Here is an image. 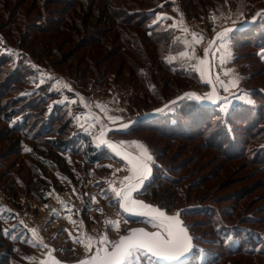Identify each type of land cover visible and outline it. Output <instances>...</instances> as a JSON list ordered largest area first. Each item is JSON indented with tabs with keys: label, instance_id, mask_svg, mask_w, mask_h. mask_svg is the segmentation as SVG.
<instances>
[{
	"label": "trees",
	"instance_id": "16d2710c",
	"mask_svg": "<svg viewBox=\"0 0 264 264\" xmlns=\"http://www.w3.org/2000/svg\"><path fill=\"white\" fill-rule=\"evenodd\" d=\"M216 1L220 0H0V147L7 148L0 152V170L4 169L0 189L6 198L19 208L27 200L21 196L19 179L10 180L13 166L6 168V162L12 155L28 161L30 172L23 196L42 201L58 190L61 178L83 187L97 171L107 174L110 161L122 162L77 124L80 114L87 112L79 94L64 87L57 91L58 78L50 79L56 77L46 76L43 69H54L59 77L84 90L99 79L93 86L100 91L112 88L115 80L110 76L115 73L122 90L133 89L129 111L137 117L151 113L183 92L205 85L188 61L177 58L167 62V57H178L186 47L179 28L170 27L174 20L155 23L157 17L168 8L177 18L182 14L186 20H203L210 16ZM250 2L248 22L264 8V0ZM209 25L214 33L213 22ZM231 36L234 61L244 62V88L253 104L231 102L225 112L222 102L209 105L180 100L118 133L125 137L150 134V141L158 147L150 144L156 154L155 175L141 196L169 209L186 203L184 217L197 242L188 264H230L235 257L264 264V215L257 216L242 203L257 187L264 186V177L222 198L230 199V206H219L222 199L192 196L194 190L212 181L215 173L211 169L198 176L199 169L191 168V163L196 165L205 156L210 160L220 157L221 165L243 159L255 166V172L264 174V81H260L264 59L257 55L264 50V20L258 17ZM91 46H96L101 62L89 57L85 68L71 65L61 72L49 59L54 54L62 59L81 58ZM66 48L68 52H60ZM118 57L117 70L98 69L102 62ZM92 73L95 80H90ZM118 75L125 77L119 80ZM219 92L224 93L220 88ZM63 99L75 102L63 103ZM174 142H181L176 148L188 155L172 165ZM79 173L86 176L78 177ZM95 185L102 189L106 183L102 180ZM102 192L108 193L105 199L109 201V191ZM89 210L84 203L75 211L83 224L90 223ZM4 215L7 212L0 209V264H28L36 250L30 234L23 238L16 230L4 234Z\"/></svg>",
	"mask_w": 264,
	"mask_h": 264
},
{
	"label": "rangeland",
	"instance_id": "374dc122",
	"mask_svg": "<svg viewBox=\"0 0 264 264\" xmlns=\"http://www.w3.org/2000/svg\"><path fill=\"white\" fill-rule=\"evenodd\" d=\"M214 7L217 6L215 9L217 12L214 13V15L217 17V21L222 24L226 25L227 23H231L233 21H236V24L241 25L240 22L245 19L249 18L248 15H250V11L252 10L253 3L250 2V0H220L216 1ZM251 8V10H250ZM213 11V10H212ZM242 14V15H241ZM168 16L171 18H174L175 21L179 22L181 19H183L184 24L188 27L186 21L181 16L179 18L173 16V13L170 12L168 8H164L160 16ZM231 17V19H227V17ZM19 20H22L21 17ZM170 20L171 19H166ZM204 20V19H203ZM203 20H199L196 18L191 19V21L194 22L195 25L201 24ZM23 22V21H22ZM38 24H41V21H37ZM197 22V23H196ZM213 22V21H211ZM206 23V26H202V34L204 37V40L201 44L194 45L195 52L198 57H203L204 55V49L209 47V42L213 36L212 31L210 30V23ZM173 23V21H172ZM189 24V23H188ZM181 29V28H179ZM181 33H179L181 41L183 42L185 39L191 41L192 37L189 33H185L182 30H180ZM196 33L199 32V29L194 31ZM224 43H228L230 48L231 44L230 41H224ZM223 44V41H222ZM220 45L217 43V46ZM188 51H191V49H185ZM184 50V51H185ZM232 51V50H231ZM62 52H68V48L64 49ZM221 55V52L216 51V46L213 47V52L211 53V66L210 69H212L213 76L216 74H220L221 79H224L226 82L230 79V77H226L223 75L225 69L228 67H231L233 63V59L227 63V64H221L219 61V56ZM92 57L97 59L98 62H101V57L97 55V48L96 46H91L86 49L85 54L81 58H74V59H66L65 57L62 59L60 54H54L49 59L57 63L56 65L58 71H66L67 68H69L71 65H81V67L85 68L87 66L86 59ZM119 57L113 61H106L102 62L100 67L98 69H106L109 70H117L119 63L117 60ZM214 61V63H213ZM197 63V61H188V65H192ZM244 62L237 63V69L236 74H238L241 79L239 82L238 88L232 89L230 92H224L219 94L224 97H228L231 102L239 101L235 97L240 95L242 92H247V89L244 88V74L238 70L239 67H242ZM246 64V63H245ZM259 67H256L255 70H257ZM44 74L46 76H55L58 78L56 80V85H60V87H63L60 82H64L68 85L67 88L75 90L81 99V102L83 106L86 108L87 112L80 114L79 123L77 119V124L80 126V124H84V130L85 128H89V122L91 121L92 117H99V121H95L96 124L95 127L89 128L90 134H93L96 136L100 131V123H104L107 125V128H110L116 124L123 123L125 121L131 120L133 118H136V114H133L128 109V101H130V94L133 89L128 90H122L121 86L118 85L120 83L119 81H116V75L113 73L110 77L115 80L114 83L111 84L112 88L110 90H96L97 87H94L93 85L99 84L97 82L99 79H96L95 73H92L90 76V80H95L96 83H91L89 87L82 89V88H75L73 84L69 82L67 78L59 77L55 72L54 69L51 68V72H48L47 69H43ZM124 70H127L126 67H124ZM62 72V71H61ZM161 75H166L165 73ZM168 77V75H166ZM125 76L118 75L117 79L122 80ZM95 78V79H94ZM260 81H264V76H260ZM81 84H84L81 83ZM80 87H82L80 85ZM92 88V90H91ZM217 89L219 91V87L217 86ZM246 89V90H245ZM83 90V91H82ZM192 91L196 92L197 94H203L205 92L211 91L210 86L208 85H202L199 88H194ZM87 92V93H86ZM235 94V95H234ZM65 101V99H63ZM87 105V106H85ZM97 105L106 106L108 111L105 113V111L102 110L101 107H98ZM215 105V104H213ZM108 116H116V117H122V120L118 121L116 124H113L110 120L107 119ZM112 138H117L121 140L122 142H132V141H140L146 144L151 151V155L154 153L155 157L156 154L153 151L154 149L150 146V144L157 148L156 145H154L151 141V135L146 133H139V135H131L129 137L120 136L118 134H113L112 136H109ZM142 137V138H141ZM144 138V139H143ZM147 141H146V140ZM162 144H165L164 142ZM162 144L160 146H162ZM172 153H171V164H180L184 158L187 157V153L180 154V149L176 148L177 145H181V142H174L172 144ZM176 148V149H175ZM7 148H5L6 150ZM3 148L0 147V152H3ZM4 150V151H5ZM154 155L153 161H155ZM173 156L175 158H173ZM208 157H210V154L208 153ZM219 157V156H218ZM17 159V163H16ZM25 157L21 156H14L12 155L11 158L7 160L6 168L13 166L11 169L12 175L10 176V180L12 181L13 178L19 179V187H23V189L20 191L22 194L21 196L27 200H24V202H21L20 206L21 208L16 205L17 203H12L9 201L6 196L1 192L2 187L0 189V209L7 212V215H4V223L3 228L8 229L9 233L12 232V230H16L21 234V238L23 236H27V233L30 234V240L33 244V236L30 231L32 228H36L38 230V237L37 239L42 238L44 244L48 245V248L42 247L39 243L35 244L36 250L35 253L30 257L28 260V264H37L40 260V258L45 254L47 249L52 248L57 253V255L61 258H64L68 261H76L80 257L84 256L86 254L84 247L81 244L74 243L72 237H81L84 233H87L90 236L93 237H99L102 234H107L110 239L117 240L118 237H120L121 234L127 233L130 228L134 226H146L147 228L151 230H156L155 227H153L152 224L148 223L146 220H139V221H131L129 220L120 210L118 207V204L115 203L114 197L112 196V193L109 191L110 185L108 181H115L118 182L120 179H122L125 175H129L130 173L127 171V163L124 161L117 162V161H110V171L107 174L102 175L100 171H97L95 176L92 178H89L83 182V187L81 186H74L72 183H70L68 180L61 178L60 179V187H58L57 191H51V193H48L45 198L47 197L46 201H42L37 198H33L32 196H28L27 198L23 195L26 194V187H27V180L29 177V166L28 161H25ZM206 156L203 157L200 161L197 162L196 165H193L195 163H191L193 167H197L199 169L198 176L204 174L208 170L214 169L215 173L213 176L212 181H209L207 184L203 186L202 189H197L192 192V196H197L199 199H222L226 198L228 194L234 193L237 190H240L244 188L246 185L252 184L255 185L256 183L260 182V180L264 177V174H261L260 172H255V166L250 165L248 163H245L243 159H238L236 161H233L235 163L231 162H225L223 165H226L224 167L221 165L220 157L215 159H209ZM24 160L25 162H22ZM176 162V163H175ZM223 162V161H222ZM228 163V165H227ZM15 164V165H12ZM21 165H23L21 167ZM224 168V169H223ZM116 169H121V171L116 172ZM4 169L0 170V172H3ZM115 173V175H113ZM82 176L83 178L86 176L84 173H79L78 177ZM105 181L106 185L104 187L99 188L96 186V182ZM75 189V191H73ZM107 189L109 191L110 197L109 201L105 199V196H103L102 190ZM248 199L243 200V204L246 205V207L250 210V212L256 213L257 216L264 215V186H259L253 193L249 194ZM95 197L96 202H92V197ZM144 198L143 196H140ZM145 199V198H144ZM230 199H222L221 202H219V206H230L233 203L229 202ZM61 201H64V204L61 203ZM87 204L89 207V216H90V223L83 224V228L79 226L80 220L77 218L76 212L78 209L81 208L83 204ZM65 204L67 205V208L71 209V212H69L65 208ZM181 205L179 207L169 209L171 212H175L178 209H184L185 204ZM98 207V208H96ZM164 207V206H163ZM260 208H263L260 212H256ZM53 209L56 210L55 214H53ZM98 209H103V212L98 211ZM71 216L72 220L77 221L76 225H73L68 217ZM183 218L186 220L187 224H189L191 228L192 234L195 236V245H197L196 242V233L192 230V227L186 217ZM108 219H118L120 221V229L117 231L114 228H111L108 226L105 221ZM21 221H23V224H21ZM27 225V227H25ZM15 226V227H13ZM66 229V230H65ZM204 229H202L203 232ZM71 233V236L69 235ZM13 234V235H17ZM35 258V260L31 258ZM230 264H250L247 263L245 260H242L240 257H235L231 260Z\"/></svg>",
	"mask_w": 264,
	"mask_h": 264
},
{
	"label": "snow or ice",
	"instance_id": "6c2138e0",
	"mask_svg": "<svg viewBox=\"0 0 264 264\" xmlns=\"http://www.w3.org/2000/svg\"><path fill=\"white\" fill-rule=\"evenodd\" d=\"M257 17L264 20V10L258 12ZM166 19L172 18L166 15L158 16L155 23H159L161 20ZM211 19L215 22L217 17L213 14ZM227 19H231V17L229 16ZM253 19L255 20L256 17ZM233 23H236V21H233ZM245 23H248V21L242 20L240 22L241 28H243ZM170 27H180L183 32L191 35L192 40L189 41L185 39L183 41L185 47L191 49V51H181L178 54V57H167V62L172 63L177 58L186 61H197V63L192 64L191 67L199 73L201 82L210 86L211 91L203 94H197L195 92L185 93L183 96L178 97L176 101L170 102V105H165V108H170L171 105L177 104L179 100H192L201 103L210 102L212 104L222 102V110L226 112L231 101L228 97L219 94L217 86H219L224 92H230L232 89L238 88L241 77L236 74L234 69L224 71L223 75L230 77L227 82L224 79H221L220 74L213 76L210 72L208 55L213 52L212 46H216V51L221 52V55L219 56L220 63L227 64L232 58L231 48L228 43L217 46V40L231 41L233 39L231 33L238 31L239 29L226 28L223 32L218 33L217 39L210 41V46L204 49L203 57H198L194 45L203 42V35L191 31L186 24H184L183 19H181L178 24H173ZM149 34L151 35V33ZM257 55H259L261 59H264V50L258 52ZM50 79L56 80L57 78L50 77ZM41 83H43V81H41ZM60 84L64 88L68 87L64 82H60ZM56 90H60V85L57 86ZM235 98L248 104L254 103L246 92H242ZM61 102L74 103L75 101H69L66 99ZM97 106L101 107L102 110L107 113L108 109L106 106ZM157 111H164V109H158ZM77 119L79 123L80 118ZM107 119L113 124H116L118 121L122 120V117L108 116ZM91 121L92 122H89V128L96 126L94 122L99 121V117H92ZM130 123L131 122L121 123L120 129H127L130 126ZM80 126L84 127V124L81 123ZM99 127L101 131L96 138L98 144L106 145L116 156L120 157L121 160L126 161L128 166L127 171L130 173L119 180L118 186L117 182L108 181L110 185L109 191L112 193L115 203L118 204V207L122 209L123 212L128 213L130 216L145 218L148 223L152 224L153 227L158 230L146 231L144 228L130 229L126 235L120 236L118 240L110 239L106 233L99 237H93L87 233H84L81 237H72L73 242L81 244L84 247L85 252L88 254L86 258L80 260L78 264H152V262L156 260L172 261L176 262V264H188L187 253L192 248V237L189 234L187 227L180 219V211L170 215L167 211L162 209V206H154L135 198L134 194L142 189L145 181L149 178L151 174V164L154 162L148 146L140 141L112 142L105 138V129L107 128V125L100 123ZM89 128H85V131H89ZM129 147L133 148L135 152L128 151L127 148ZM25 150L31 151V149L27 148ZM119 171H121V169H116V172ZM113 175H115V173H113ZM73 191H75V189H73ZM101 194L105 197L108 195L107 192H102ZM91 199L92 202H96L94 196ZM61 203L64 204V201H61ZM65 208L71 212V209L67 208L66 204ZM98 211L103 212V209H98ZM55 212L56 210L53 209V214H55ZM0 219H2V217H0ZM68 219L73 225L77 224V221L72 220L71 216H69ZM105 223L117 231L120 229V221L118 219H108ZM21 224H23V221H21ZM79 226L83 228L82 221L79 222ZM25 227H27V225H25ZM2 231L6 235L9 234L8 229H3ZM30 231L33 236V246H35L36 243H39L42 247L48 248V245L44 244L42 238L37 239L38 230L36 228L30 229ZM69 235L71 236V233H69ZM12 238L15 239V236ZM47 256L48 259L40 261V264H62L61 261L52 255L51 251L47 253ZM31 259L35 260L34 257Z\"/></svg>",
	"mask_w": 264,
	"mask_h": 264
},
{
	"label": "water",
	"instance_id": "95a60500",
	"mask_svg": "<svg viewBox=\"0 0 264 264\" xmlns=\"http://www.w3.org/2000/svg\"><path fill=\"white\" fill-rule=\"evenodd\" d=\"M261 10H264V8H263V9H260V10H258V11L256 12V14H255V16H254V17H256V19L258 18V17H257V13L260 12ZM256 19L254 20V19L252 18L251 21H249L246 25L243 26V28H241V26H233V28H234V29L243 30L244 28H248L249 26H251V25L256 21ZM218 33H221V31H217V32L214 34V36H213V38H212L211 41L217 39V34H218ZM208 59H209V61H210V63H211V56H210V53H209V55H208ZM210 72H211V74L213 75L212 69H210ZM188 92H193V91H192V90H187V91L183 92L182 94H180V95H178V96L172 98L171 100H169L167 103H165L164 105H162V106H161L160 108H158V109H164V110H165V109H166V108H165V105H170V102H172V101H176L178 97H181V96H183L185 93H188ZM179 101H180V100H179ZM205 103L210 104V102H205ZM158 109H156L155 111H153V112H151V113H148V114H145V115H142V116H139V117L133 118V119L128 120V121H125V122H123V123H129V122H131V123H130V126L136 125V124H138V123H141V122H143V121H146V120L152 118L154 115H156V114H158L159 112H161V111H157ZM120 124H121V123H120ZM120 124H116V125H114V126H112V127H110V128H106V129H105V133H106V137H105V138L108 139V140H110V141H112V142H115V143L122 142L121 140H119V139H117V138L109 137V136H112V135L115 134V133L118 134V133L121 132L122 130H125V129H120ZM130 126H129V127H130ZM129 127H128V128H129ZM108 129H111V130H108ZM99 134H100V132L96 135V138L99 136ZM96 140H97V139H96ZM99 145H101L102 147H105V148L109 149L106 145H103V144H99ZM110 150H111V149H110ZM127 150H128V151H132L133 153L135 152V150H134L133 148H130V147L127 148ZM111 151H112V150H111ZM150 152H151V151H150ZM152 155H154V154H152ZM118 158L120 159V157H118ZM154 158H155V155H154ZM120 160H121V159H120ZM121 161H123V160H121ZM124 162L126 163V161H124ZM154 175H155V164H154V162H153V163L151 164V174H150L149 178L145 181V183H144L142 189H141L138 193H135L134 195H135V198L140 199V200L144 201L145 203L152 204V205H154V206H158V207H159V206H162V205H161V204H158V203H154V202L148 201V200H146V199L140 197V196H141V193L144 191V189L146 188V186H147L148 184H150L151 181L153 180ZM162 209L165 210V211H167L168 214H170V215L175 214L177 211H180V219L183 221L184 225H185V226L187 227V229H188L189 234H190L191 237H192V248H191V249L189 250V252L187 253V258H188V260H189V259L193 256V253H194V250H195L196 245H195V236L192 234V232H191V228H190L189 224H187L186 220L183 218L184 209H178V210H176L175 212H171L168 208L163 207V206H162ZM120 210H121V212H122L127 218H129V219H131V220H134V221L145 220V218L137 217V216H130L128 213L123 212L122 209H120ZM135 228H144L146 231H157V230H158V229H156V230H151V229H149V228H147L146 226H143V225H140V226H134V227H132V228H130V229H135ZM127 233H128V232H127ZM127 233H123V234H121L120 236H122V235H126ZM118 239H119V237L117 238V240H118ZM53 250H54V249H52V248L47 249V251H46L45 254L40 258V260H39V262H38L37 264H40V261H45V260H47V259H48L47 253L50 252V251L52 252V255H53L56 259H58L59 261L62 262V264H78V262H79L80 260L86 258V256L88 255V254L86 253L84 256L80 257V258L77 259L76 261H68V260H66V259H64V258L59 257V256L57 255V253H56L55 251H53ZM156 261H158V262H160V263H163V264H176V262H172V261H164V260H156Z\"/></svg>",
	"mask_w": 264,
	"mask_h": 264
},
{
	"label": "crops",
	"instance_id": "0c3cea01",
	"mask_svg": "<svg viewBox=\"0 0 264 264\" xmlns=\"http://www.w3.org/2000/svg\"><path fill=\"white\" fill-rule=\"evenodd\" d=\"M215 9L217 8V6L216 7H214ZM213 8V11L211 12V14H210V16L208 17V18H205L204 20H203V22L201 23V24H197V25H195L194 24V22H192V23H187V25H188V27L191 29L192 27H194V29L196 30L197 29V31H198V29H199V34H202V32H203V30H202V26H206V23H208V22H211V21H213L212 19H211V17H212V15L215 13V12H217L215 9ZM249 20V18H247V19H245V21H248ZM197 23V22H196ZM247 24V23H246ZM231 26H241V25H238V24H236V23H233V22H229V23H227L226 25H222V24H220L217 20H215V22H213V28H214V32H216V31H218V30H220V29H222V30H224V29H226V28H229V27H231ZM180 31V30H179ZM214 34V33H213ZM203 35V34H202ZM217 43H219L220 45L222 44V41H220V40H217ZM223 44H224V41H223ZM230 44H231V41H230ZM231 50H232V47H231ZM231 53H232V59H233V61H234V56H233V50L231 51ZM235 62V61H234ZM213 63H214V61H213ZM237 67V63L235 62V63H233L232 64V66L231 67H228V68H226L225 70H232V69H234L235 71H236V68ZM240 68L241 67H239V71H240ZM219 87V86H218Z\"/></svg>",
	"mask_w": 264,
	"mask_h": 264
},
{
	"label": "built area",
	"instance_id": "2783aa9c",
	"mask_svg": "<svg viewBox=\"0 0 264 264\" xmlns=\"http://www.w3.org/2000/svg\"><path fill=\"white\" fill-rule=\"evenodd\" d=\"M189 22L192 23L193 21L190 20ZM191 31H194V29H191Z\"/></svg>",
	"mask_w": 264,
	"mask_h": 264
},
{
	"label": "bare ground",
	"instance_id": "6f19581e",
	"mask_svg": "<svg viewBox=\"0 0 264 264\" xmlns=\"http://www.w3.org/2000/svg\"><path fill=\"white\" fill-rule=\"evenodd\" d=\"M209 46H210V44H209Z\"/></svg>",
	"mask_w": 264,
	"mask_h": 264
}]
</instances>
